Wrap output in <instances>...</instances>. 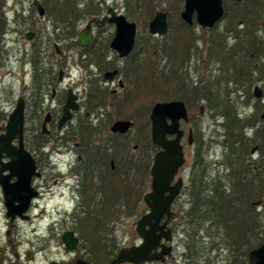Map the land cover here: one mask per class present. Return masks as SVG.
Returning <instances> with one entry per match:
<instances>
[{"label":"flooded vegetation","instance_id":"1","mask_svg":"<svg viewBox=\"0 0 264 264\" xmlns=\"http://www.w3.org/2000/svg\"><path fill=\"white\" fill-rule=\"evenodd\" d=\"M61 1L64 4L62 6L57 1L51 3L57 5L58 11H61L65 5H69L70 8L65 10L67 14L62 19L53 20V16L47 15V2L43 0H0V21L4 24L0 34V86L5 85L6 79L14 81L18 76L21 77L18 86L20 94L16 104L20 98L25 101L23 148L30 154L36 173L39 174L32 177V187L38 196L31 202L28 222L32 220L33 212L38 209L41 210L42 219L46 216L68 214L71 209L64 208L61 201L74 203L75 215L76 210L101 213L104 201L108 198L105 191L110 181L116 184L117 188L121 184L120 197L129 194L139 200L133 210H127L140 215L143 213L138 222L150 212L144 197L152 191L151 169L154 157L161 148L153 144L151 135V144L147 142L143 149H140L141 124L135 121L139 116L121 117L115 120L117 104L113 100L127 95L131 90H128V81L132 76L129 77L128 73L133 67L131 58L132 60L136 58L135 56L139 58L136 39L142 34L139 24L131 17L140 14L141 8L138 6L133 13L126 7L131 2L126 0ZM235 1L243 2V0ZM36 2H39L44 9V15L40 14ZM185 3L186 0H151L152 9H155L153 19L158 14H165L169 32V25L171 21H177L178 13L181 21L186 23L181 16L185 10ZM247 4L249 13L247 11L246 15H234L236 10L232 7L233 14L230 17L227 15L228 9L223 0L224 15L212 27L197 25L196 14L193 20L198 29L201 83L207 82L212 69L214 72H220L224 64L230 63V68L235 72L239 69L241 74L236 75L233 81L239 80L240 85L253 87L254 98L249 110L253 109L252 113L256 114L257 111L260 113L264 110V54L257 56L254 72H252L254 67H250L251 71L247 75L242 74V71L246 68H243L244 63L254 61L252 54L250 56L247 54V48L252 44L253 37L256 36L259 42L260 38L264 37V2L259 16H254L253 6L250 2ZM242 9L241 7L239 10ZM120 16H124L127 22L136 26L134 47L125 57H121L120 53L111 47L118 29L114 19L118 20ZM255 22L261 23L257 29L254 26ZM254 29L257 31H253ZM150 35L155 38L164 37L151 33ZM88 36H90L89 40L87 39L84 45H80L81 37L88 38ZM220 40L223 42L221 43ZM230 45L234 46L229 47ZM195 61L193 57L192 62ZM6 73L8 76H4ZM36 74L39 77L37 79ZM26 77L28 79H25ZM253 79L257 82L252 83ZM256 88L261 90V98H256ZM69 93L77 108L70 110L69 120L60 126ZM95 94L104 98L101 101L96 100L97 109L93 110ZM106 105L113 106L114 114L103 110ZM203 110L204 107L201 106L200 113ZM136 112L138 113V110ZM187 112L188 120L180 122V130L183 131L180 142L186 162L171 184L175 185L182 178L183 186L172 204L173 214L166 227V231H171V240H161V245L165 244L173 248L171 254L165 256L164 261L142 264L155 262L165 264L173 258V253L175 254L176 251V243L173 241L174 217L184 204L180 200L185 195L188 181L187 173L184 176L188 160L186 156L193 153L190 152L193 151L195 143L193 126L200 117L195 116L190 121L188 109ZM112 115L114 117H111ZM263 115L260 118L264 120ZM46 118L48 122L44 127ZM111 119L114 120L112 123H110ZM117 121H130L135 125L124 134L114 133L111 127ZM151 130L152 123L150 134ZM191 132L193 144L189 146ZM175 137L168 136V139L172 140ZM13 145L19 146V140H15ZM261 150L259 144L252 145L249 149L248 163L253 170H256L261 156L264 157ZM84 153L88 158V166H85ZM255 156L259 160H254ZM3 161L8 163L10 159L4 157ZM11 181L15 183L17 178L14 177ZM143 189L144 193H142ZM46 200L58 202H55V207L49 211ZM167 220L168 217L164 216L159 224L164 225ZM137 222L134 223V228ZM37 231V229L33 230L34 233ZM141 243L142 239L139 238L134 245L126 247ZM157 251L161 252L162 248H157Z\"/></svg>","mask_w":264,"mask_h":264},{"label":"trees","instance_id":"2","mask_svg":"<svg viewBox=\"0 0 264 264\" xmlns=\"http://www.w3.org/2000/svg\"><path fill=\"white\" fill-rule=\"evenodd\" d=\"M43 1L47 2V15L53 16V20L62 19L67 14L65 10L70 8L65 5L58 11L57 5L51 2L57 1L62 6L64 4L61 0ZM126 1L131 2L126 7L133 13L138 6L141 8L140 14L131 18L137 21L142 34L136 39L139 58H131L133 67L128 73L129 77L132 76L128 82L134 85L136 93L133 95L130 90L127 95L113 100L117 104L115 120L139 116L135 121L141 124L142 140L139 148L143 149L147 142L151 144L149 114L153 105L182 100L190 113V121L194 117L191 112L196 110V114H200L199 107H204L203 115L210 121V134L205 139L208 133L205 134L199 117L193 126L195 143L185 191L187 207L178 211L174 217V226L180 229L179 234L184 237V260L186 264H251L250 253L264 244V157L261 156L256 170L248 163V152L252 145L259 144L264 153V121L258 120V111L254 115L246 111L254 98L253 87L240 85L238 79V82L233 81L236 75L241 74L239 69L235 72L230 68V63L224 64L220 72L212 69L207 82L201 83L196 25L183 23L178 13L177 21H171L166 36L152 37L148 32V24L155 14L151 0ZM224 1L230 17L233 14L232 7L236 10L234 15H246L245 8L241 11L239 9L248 2L256 9L254 16H259L264 2ZM254 26L257 29L261 23L255 22ZM2 29L4 24L0 21V34ZM247 49L248 56L252 54L254 61L244 63V75L251 71L250 67H254L252 72L255 71L257 56L264 54V37L259 42L254 36ZM193 57L195 62H192ZM35 76L39 78L37 74ZM251 82L256 83L257 80ZM103 98L102 95H94L93 110L97 109L96 100L101 101ZM139 102L142 108H135ZM126 109L131 111L125 113ZM5 118L0 112V123ZM113 121L111 119L110 123ZM217 147H222L223 155H217ZM84 156L85 166H88L86 153ZM120 190L121 184L117 188L113 182L107 183L105 192L109 201L108 208L133 210L139 200L129 194L120 197ZM257 208L263 211L258 212ZM106 217L112 220L114 213L109 212ZM96 219L89 212L79 219L82 239L89 244L96 260L101 256L102 260L110 262L117 256L119 248L109 236L110 242L96 230L100 226Z\"/></svg>","mask_w":264,"mask_h":264},{"label":"water","instance_id":"3","mask_svg":"<svg viewBox=\"0 0 264 264\" xmlns=\"http://www.w3.org/2000/svg\"><path fill=\"white\" fill-rule=\"evenodd\" d=\"M40 14L44 15V9L36 2ZM196 14V23L203 27H212L224 15L223 0H186L185 10L181 13L183 20L188 25H193V17ZM117 22L118 29L111 47L120 53L121 57L127 56L133 49L135 43L136 26L129 23L124 16H120ZM149 31L152 35L162 36L168 33V25L165 14H158L150 23ZM88 38H82L80 45H84ZM256 98H261V90L256 88ZM77 106L69 93L64 114L60 126L70 118V110H76ZM25 101L20 98L16 108L9 115L6 124L0 127V185L2 187L4 204L7 209V217L13 222L16 217L26 218L24 215L30 208L31 202L38 196L32 187V177L38 176L34 161L30 154L23 148ZM264 118V115H263ZM152 123V142L161 150L154 157L151 169L153 177L152 191L144 197V202L150 212L144 215L136 224V232L142 239V244L132 247H124L110 264H142L151 261H164L165 256L171 254L173 247L161 245V240H171V231H166L169 219L172 216L171 207L183 186L180 178L175 185H171L178 175L180 168L186 162L183 146L180 142L183 131L180 130V122L188 120L186 105L181 100L157 103L150 114ZM48 122L46 118L44 127ZM135 123L130 121H117L111 131L126 133ZM3 131V133H1ZM168 136H176L168 139ZM19 140V146L13 142ZM193 144V133L189 135V146ZM7 157L10 162L5 163L3 158ZM5 172H8L6 174ZM16 177L17 181L12 183ZM164 216L168 220L164 225L160 221ZM62 241L67 250L75 251L79 239L74 232L67 231L62 235ZM162 251L158 252L157 248ZM251 264H264V244L250 253ZM56 264V263H53ZM78 264H87L83 261Z\"/></svg>","mask_w":264,"mask_h":264},{"label":"rangeland","instance_id":"4","mask_svg":"<svg viewBox=\"0 0 264 264\" xmlns=\"http://www.w3.org/2000/svg\"><path fill=\"white\" fill-rule=\"evenodd\" d=\"M17 70L18 66L16 68V71ZM4 76H8V74L6 73ZM15 79L16 80L14 81L12 79H6L4 81L5 85L0 86V112L2 113V117H6L5 120L0 123V126L2 124H6L9 115L15 109L16 100L18 99V95L20 94L18 86L21 77L18 76ZM25 79H28V77H26ZM9 84H12L14 86H10ZM128 87V90L131 89L132 94L134 95L136 93V88L134 87V85L128 84ZM12 93L14 95L13 98ZM135 108H142L141 102H139V105L136 104ZM103 110L108 111L107 113L109 114H114V108L111 105H106ZM247 110L248 114L254 115V113H252L253 109H251L250 111L248 108H246V111ZM130 111V109H126V111L124 112L128 113ZM203 113L204 110L200 114H196V110L195 112L194 110L191 112L194 117L200 116V119L202 120V126L206 134L210 130V121L207 116L203 115ZM263 114L264 110L258 113L259 121H264L260 118V116ZM111 117H114V115H112ZM1 133H3V131H1ZM209 134L210 133H208L205 139L209 136ZM216 150L217 155L221 156L224 154L222 147H217ZM190 152L193 153H190V155L186 156L188 160L186 163L187 167L184 176H186V173L188 175L191 170L194 151L190 150ZM254 160H259V158L255 156ZM185 200L186 196L184 195V197H182L180 200L181 203L184 204L178 211H181L185 207H187V201L185 202ZM46 201L48 202L47 207L49 211L53 207H55V202H58H51V200ZM61 202L65 205H63L64 208L71 209L68 214L53 215L52 217L46 216V218L42 220L40 216L41 210L38 209L35 210L31 215L32 222H28V220L30 219L29 212L24 214L26 218L16 217L15 220L11 222L10 218L7 217V209L4 204L3 191L0 185V261L2 262V264H78V262L81 261L87 264H110L111 261L109 262L108 260H102L101 256L98 260H96L90 251L89 244L84 242V239H82V226L79 222V219L82 216L86 215V212L91 213L97 218L96 221L100 223V226H98L96 230L100 231L101 234L105 236V238H107V241H109V236V238L113 240L112 243L119 248V251L123 247L134 245L140 238L136 232V228H134L133 225L135 222H137V220L143 213H141L140 215L139 213H130L125 209H110L108 208L109 201L106 199L104 201L103 210L100 211L101 213L94 211L82 212L76 210L75 215V209L73 208L74 203H70V205L67 201ZM257 211L262 212L263 210L261 208H257ZM109 212L114 213V217L112 220H109L106 217ZM56 222H58V224H55ZM35 229L38 230L37 233L33 232V230ZM67 231L74 232L75 237L79 239V244L75 251L67 250L65 244L62 241V235ZM174 231L173 241L174 243H176V251L175 254L173 253V258L167 261L165 264H186L183 255L184 237L183 235L179 234L180 229L174 227ZM106 233L108 235H105ZM36 236L38 237L35 238ZM154 264L163 263L155 262Z\"/></svg>","mask_w":264,"mask_h":264},{"label":"bare ground","instance_id":"5","mask_svg":"<svg viewBox=\"0 0 264 264\" xmlns=\"http://www.w3.org/2000/svg\"><path fill=\"white\" fill-rule=\"evenodd\" d=\"M246 6H249V5L248 4H245V7H242V8H245L246 14H247V11L249 13V10H248V8ZM255 11H256V9L253 8V15H254Z\"/></svg>","mask_w":264,"mask_h":264}]
</instances>
